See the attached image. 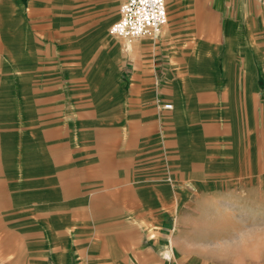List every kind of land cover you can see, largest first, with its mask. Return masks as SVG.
I'll list each match as a JSON object with an SVG mask.
<instances>
[{
	"label": "crops",
	"instance_id": "obj_1",
	"mask_svg": "<svg viewBox=\"0 0 264 264\" xmlns=\"http://www.w3.org/2000/svg\"><path fill=\"white\" fill-rule=\"evenodd\" d=\"M39 2L0 0V55L19 38L30 75L46 47ZM165 7L157 39L109 46L91 87L58 90L44 138L28 108L36 81L25 98L0 80V264H215L184 254L172 226L198 181L231 174L239 122L264 117V0Z\"/></svg>",
	"mask_w": 264,
	"mask_h": 264
},
{
	"label": "rangeland",
	"instance_id": "obj_2",
	"mask_svg": "<svg viewBox=\"0 0 264 264\" xmlns=\"http://www.w3.org/2000/svg\"><path fill=\"white\" fill-rule=\"evenodd\" d=\"M122 1L40 0L35 5L40 14L37 16L41 17L37 26L44 33L46 47L44 53L33 52L30 57L32 62H37L36 73L39 74L30 75L26 67H20L21 62L29 60V53L19 38L10 48L9 58L7 53L0 55V80L13 77L14 94L26 98L28 80L36 81L32 84L36 90L28 108L32 107L33 112L37 109L39 124L46 123L39 126L43 138V128L56 123L53 120L56 118L54 109L59 106L58 90L65 96L75 88L87 90L93 83L88 75L98 68L100 54L109 46L129 43L109 34ZM44 81L48 82L45 92L41 89ZM56 83L58 85H54ZM3 94L0 91L1 103L6 101ZM64 95L62 99L70 102L71 99ZM156 104L163 110L172 108L170 102L161 98ZM26 107L19 106L16 110L17 115H21L18 118L24 117ZM239 124L238 143L231 162L225 164L232 166L231 174L223 175L224 171L213 175L212 181L205 185L198 181L194 192H187L189 200L176 206L172 228H175L177 243L185 249L184 254L198 255L215 264H264L263 113L258 109L256 121L243 120ZM47 153L48 148H43L37 155L43 158ZM182 194H185L183 189ZM171 245L175 246V243Z\"/></svg>",
	"mask_w": 264,
	"mask_h": 264
},
{
	"label": "built area",
	"instance_id": "obj_3",
	"mask_svg": "<svg viewBox=\"0 0 264 264\" xmlns=\"http://www.w3.org/2000/svg\"><path fill=\"white\" fill-rule=\"evenodd\" d=\"M109 34L128 41L156 39L167 22L165 0H124Z\"/></svg>",
	"mask_w": 264,
	"mask_h": 264
}]
</instances>
